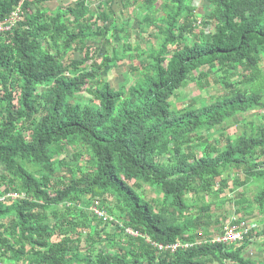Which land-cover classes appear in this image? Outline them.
<instances>
[{"label": "trees", "instance_id": "16d2710c", "mask_svg": "<svg viewBox=\"0 0 264 264\" xmlns=\"http://www.w3.org/2000/svg\"><path fill=\"white\" fill-rule=\"evenodd\" d=\"M47 1L0 0V20L21 10L0 32V264H262L246 255L254 229L242 243L200 229L226 189L237 196L234 222L264 217V121L218 128L264 108V0H207L206 19L186 0H100L96 11L94 0L54 10ZM138 2L137 28L156 44L132 67L135 82L115 87L104 74L135 57L117 14ZM109 34L111 51L96 56L95 39ZM196 80L224 91L176 104ZM143 184L162 200L145 199ZM179 239L201 243L174 252L151 243Z\"/></svg>", "mask_w": 264, "mask_h": 264}, {"label": "rangeland", "instance_id": "374dc122", "mask_svg": "<svg viewBox=\"0 0 264 264\" xmlns=\"http://www.w3.org/2000/svg\"><path fill=\"white\" fill-rule=\"evenodd\" d=\"M70 1V0H69ZM68 0H50L45 2L44 6H46V8H49L51 10H54L59 4H66L67 2H69ZM99 1L100 0H94L90 7L93 11L98 10L99 8ZM187 2H190L191 4H193L194 6L197 7V13L200 14V18H205L206 19V4H207V0H186ZM115 8H117L119 5H121V0H115ZM136 7L133 6V8H129L128 7H123L122 9V13L117 14V23H122L125 25L126 27V31L131 33V36L128 38L122 37L123 41H129V43H131L132 47H127L126 48V53L127 54H133L132 52H134V59H130V60H125L122 64L119 65H112L104 74L105 76L108 77V79L110 80L111 84L115 87H118L122 84L125 85H130L133 84L135 82V80L138 77V73L136 70H132L133 66H138L139 65V57L142 56L143 54L147 53V48H149L151 45H155L156 44V34H154L153 36H149L148 35V31L146 29V27L143 28H137V19L138 18H142V13L144 11V7L143 5L138 2L136 5ZM135 8L137 9L135 11ZM199 18V21L201 20ZM111 38L110 34L105 38L102 37H97L95 39V43H97V50L95 51L96 56H101L102 54L106 53V52H110L111 51V46L108 43V39ZM69 58H75V59H79L81 57V54L79 51H72L69 53L68 55ZM91 61H89L88 63L82 65L80 67V70L82 69H87L90 68ZM261 65L264 67V61L261 63ZM206 68V67H205ZM204 68V69H205ZM212 78L215 77V75L212 74L211 76ZM216 78V77H215ZM235 78V76H234ZM237 80V78H236ZM197 80L194 82L189 83L187 86L181 87L176 93V95H174L172 97V100L176 103V104H180V103H186L187 100H193L195 102H197V104H200L202 102L207 101L211 96L215 97L217 95H219L222 91H224V87L222 86H215L214 84L209 86V87H198L197 86ZM43 89V87H40V90ZM85 96H89L87 93H84ZM196 96V97H195ZM195 97V98H194ZM186 100V101H185ZM1 114V113H0ZM249 121H255V123L264 121V108L263 109H258V110H253L250 111L248 113H246L245 115L242 116H236L233 117L231 122L229 124H223L221 126H219L218 128H224L226 130V133H230V134H234V133H239L241 131H244V129H246V123ZM263 123V122H262ZM220 128V130H221ZM248 128V126H247ZM223 130V129H222ZM71 153H72V149L68 148L66 151L67 154V161H70V157H71ZM85 158V157H84ZM84 163V161H82V164ZM4 166L3 164L0 162V173L3 171ZM66 170H63V174H66ZM239 175H243V173L241 171H239ZM229 186L233 187L232 181L229 182ZM144 191V197L147 200H162L161 195L155 190L154 186L148 185V184H143V190ZM256 192V188L253 184H249L248 185V191H247V195L252 198L254 193ZM226 196L223 198H220L218 200V202H220V206L219 207H213L212 211L209 212L210 217L209 218H204L205 221V226L203 228L200 229L201 232H203L204 234H210L211 231L213 230H221L222 227H224V225H228L230 222L228 221L231 217H236L239 215H236L235 213V204L233 203V198L234 195L236 196V192L232 193L229 191V189H226L225 193ZM13 196H15L13 194ZM223 201V199H225ZM237 198V196H236ZM192 205V212L194 210H196L200 205L201 202H191L190 203ZM217 205V204H215ZM96 207H91L89 208L87 211L90 213H93ZM166 213L167 215L171 216V214H173V209L170 208L169 206L166 207ZM236 215V216H235ZM254 217V215L248 216L245 215V217L243 216V219L246 222H250V220H252ZM111 218L114 221L115 217L111 216ZM262 216H257L256 217V221L255 224L253 223L254 226L258 227V224L260 221L264 222ZM258 219V220H257ZM250 225V224H249ZM251 226V225H250ZM115 227V222H112L111 225L109 226V230L110 232H112V230ZM251 228L253 229V227L251 226ZM94 230V227L90 228V231L92 232ZM100 247H104L107 248V245H101Z\"/></svg>", "mask_w": 264, "mask_h": 264}, {"label": "built area", "instance_id": "2783aa9c", "mask_svg": "<svg viewBox=\"0 0 264 264\" xmlns=\"http://www.w3.org/2000/svg\"><path fill=\"white\" fill-rule=\"evenodd\" d=\"M21 16V10L20 7H17L16 10L12 11L8 18L5 20H0V32H8L11 31L13 26H15L20 19ZM13 196V195H12ZM94 213L97 214V216H103L104 219H106L108 216L107 214L98 208H95ZM237 217H231L228 221L230 222L228 225H224L222 229L220 230L219 234H217L212 240L216 243H229V242H237L242 243L245 240V236H247L251 231V226L249 223H247L245 220H242L240 222H234ZM109 220L114 221L111 216H109ZM115 220H117L115 218ZM115 223L118 222L114 221ZM126 232L133 234V235H139L137 231H134L130 228H126ZM153 246L157 247L158 250L162 251H170L174 252L178 248H187L191 247L194 244L201 243L200 241L196 242H189V241H182V240H176L172 243H157V242H151Z\"/></svg>", "mask_w": 264, "mask_h": 264}, {"label": "crops", "instance_id": "0c3cea01", "mask_svg": "<svg viewBox=\"0 0 264 264\" xmlns=\"http://www.w3.org/2000/svg\"><path fill=\"white\" fill-rule=\"evenodd\" d=\"M264 221V217L262 218ZM254 229L255 233L252 235V238L249 240L248 250L246 251V255L253 256L256 261H260V263H264V235L259 234V231L264 229V222L260 221L257 226L253 225V222L250 220L248 222ZM255 224V223H254ZM254 253V254H253ZM225 264H235V263H225Z\"/></svg>", "mask_w": 264, "mask_h": 264}]
</instances>
